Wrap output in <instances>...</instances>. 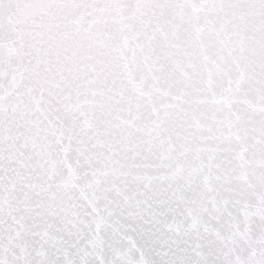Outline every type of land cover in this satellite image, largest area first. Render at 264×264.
<instances>
[{
  "label": "snow or ice",
  "instance_id": "obj_1",
  "mask_svg": "<svg viewBox=\"0 0 264 264\" xmlns=\"http://www.w3.org/2000/svg\"><path fill=\"white\" fill-rule=\"evenodd\" d=\"M0 264H264V0H0Z\"/></svg>",
  "mask_w": 264,
  "mask_h": 264
}]
</instances>
